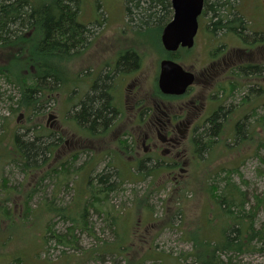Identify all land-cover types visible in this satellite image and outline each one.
<instances>
[{
  "label": "rangeland",
  "instance_id": "rangeland-1",
  "mask_svg": "<svg viewBox=\"0 0 264 264\" xmlns=\"http://www.w3.org/2000/svg\"><path fill=\"white\" fill-rule=\"evenodd\" d=\"M231 1L235 5L234 13L241 11L248 21H252L250 25L255 28V21L259 19L254 15L252 0ZM80 3V20L91 31L87 39L89 43L87 50L90 52L93 49L105 47L113 41L116 37L115 33L119 30L125 36V39L120 38L123 46L130 43L132 45L128 46L151 53L152 56H148V59H153L152 64H155V67L168 56V52L164 51L161 46L162 28L155 27V24L137 26L132 12L128 13V16L126 14L125 0H80ZM169 15L167 19L170 18ZM206 16H209V13ZM126 23L134 26H128ZM127 31L134 35L132 37L136 40L135 42L130 35L126 36ZM222 33L224 31L213 34L211 43L222 40ZM209 40L200 35L196 50L202 48ZM8 52L9 50L6 52L0 49V68L6 65V53ZM193 52L194 50H182L172 54V57L190 67L193 65ZM84 59V55H79L68 66L70 75L72 74V77L75 76L81 81L85 75L82 76L83 74L80 75V73L87 68ZM60 63L63 67H58L61 71L58 73L63 78L65 76L63 71L66 72V68L65 63ZM50 64L56 70L57 60H51ZM151 67L154 69L153 66ZM58 94H56L55 101H50L45 106V118L37 117L30 121L28 115L20 117L22 111H16L20 93L14 78L11 76V79H7L0 73V141H3L2 145L6 148V145L8 146L13 141V133H26L28 126L35 122L43 125L50 124L47 121L50 113H56L64 124L65 101ZM245 100L246 105L249 103L250 106L254 105L252 98ZM240 101L239 97L234 99L235 108H240ZM248 114H250L248 121L251 124L248 134L251 133V135L246 137L248 140L246 146L249 147L251 141L255 144L258 140L257 152L252 155L255 152L252 147L248 160L236 167L237 173L247 183L243 184L238 174L233 177L247 191L249 206L256 205V195L263 198L256 218V226L259 228L264 223V175L262 174L264 169V106L262 109L253 107ZM257 124L262 125L263 129H259ZM62 132L59 133L62 134ZM27 135L33 136V132ZM239 138L238 136L236 140L229 143L238 142ZM216 139H218L217 142L203 150L198 157L193 177L178 185L179 187L174 188L170 182L166 180L161 182L158 177L147 174L148 169L146 168H137L136 172H141V175L132 180L125 178L126 181L120 184L121 186L117 185V189L108 195L109 204L114 209H122L126 213L121 224H123L122 229L127 230L131 237L130 242L133 246L129 256L131 261L116 252L102 255L93 252L101 247L110 249L104 244L112 243L116 239L114 229L105 222L104 215L106 214L100 212L91 210L87 215L86 224L81 222L82 226L78 227V224L74 229L77 240L74 247L59 243L55 237L57 234H68L69 227H72L70 215L75 207L73 205L76 204L78 207L85 205L86 177L90 176V180L95 181L96 176L103 169L112 172V169L105 167L107 158L99 164L93 162L88 164L87 161L91 154H83L78 160L56 167L53 176L45 178L46 170L51 164L64 160L63 152H66L63 147L64 142L57 152L55 150L51 156L48 154L49 162L30 176L19 166L7 162L3 157L0 160V264H78L79 262L80 264H196L192 256L188 259L186 256L193 248V243L188 240L187 231L197 230L199 224L203 222V217L208 215L207 198L202 194L206 177L210 174L217 176V173L225 175L223 170L227 164L225 160L230 158V152L225 151L227 140L222 137ZM0 148V155L5 154L3 152L5 148ZM117 165L125 172L122 162L118 161ZM86 168L90 169V172ZM78 170L81 171L76 174ZM58 173L62 176L58 177ZM4 179L7 182V189L3 188ZM7 190L11 191L9 201L6 200ZM4 198L5 201L2 202ZM49 203L55 210L60 208L64 211L65 209L67 218L63 214L60 215L62 212L57 213L55 210L48 209ZM3 207L11 211L13 217L22 215L27 208L31 212L26 218L27 222L22 224L18 221L19 218H13L15 220L13 222L8 221L2 213ZM193 235H190L191 238ZM261 245L263 246L261 252L233 257V262L264 264V243ZM149 251L154 256L145 257Z\"/></svg>",
  "mask_w": 264,
  "mask_h": 264
},
{
  "label": "trees",
  "instance_id": "trees-1",
  "mask_svg": "<svg viewBox=\"0 0 264 264\" xmlns=\"http://www.w3.org/2000/svg\"><path fill=\"white\" fill-rule=\"evenodd\" d=\"M234 6L231 0L206 2L208 13L215 18L211 24L215 33L230 29L236 24L243 27V17L231 12V8ZM125 11L127 16L132 12L133 17L136 18L137 26L155 24V27L163 28L164 24L169 21L170 18L167 19V17L172 10L170 0H125ZM80 15V0L0 1V49L6 50V52L9 50L6 53V65L0 68V73L7 79H11L12 76L19 87L20 95L17 99L16 111H22L20 117L28 115L30 121L37 117L44 118L45 106L48 102L56 100L57 93L63 97L66 111L70 78H76L70 75L68 66L72 60L79 56V53H82V49L87 48V39L91 32L90 28L81 22ZM166 19L167 21L163 24ZM132 40L136 41L134 38ZM146 54L151 55L147 51ZM51 60L58 62L56 70L52 68ZM136 61V55L128 53L120 60L118 66L127 68L130 65H135ZM60 62L65 63L66 68V72L63 71L65 74L63 78L58 73L61 72L59 68L63 67ZM108 83L106 77L101 78L83 102L81 110L77 112L79 120L87 123L94 130L101 125L106 126L111 121L112 112L109 110L106 93ZM221 117H223L222 114L215 116L209 123V130L199 135V141H197L198 149L200 147L201 150L199 152L202 153L203 150L217 142ZM59 119L61 120V118ZM30 132H33V136L27 135ZM238 135L239 137L245 136L243 123L238 124ZM250 135L251 133L248 136ZM63 137L64 135L61 133H53L47 125L35 122L28 126L26 133H13V141L8 146L6 145V148L2 145L3 141H0V147L5 148L3 151L5 154L0 155V160L5 157L7 162L16 164L30 176L49 162L48 154H52L55 147L63 143ZM54 142L57 143L56 146ZM90 152L88 150V154ZM96 158L98 159L97 156L93 159L91 157L87 163H91ZM98 160L102 161L103 159L99 158ZM64 164L58 163L55 167L58 168ZM105 167L112 169V172L103 169L96 176L95 181L90 180V176L86 177L84 186L87 198L85 205L82 207L73 205L75 207L70 215L72 227H69L68 234H57L55 237L59 243L74 247L77 242L74 229L78 224V227H81V222L86 224L87 215L91 210L100 212L106 214L104 215L105 222L114 229L116 239L112 243L104 244L110 249L101 247L93 252L100 255L116 252L131 261L129 257L133 248L130 242L131 237L127 230L122 229L123 224H121L126 213L122 209H114L108 202V195L121 186L120 184L126 181L125 178L135 179L141 175V172L124 167L125 173L122 167H116L111 160ZM143 167L144 165L141 168ZM55 169L47 168L45 178L53 176ZM86 170L90 172V169L86 168ZM223 170L226 173L223 176L217 173V176L210 174L206 177L202 194L207 198L208 215L203 217V222L199 224L197 230L187 231L188 240L193 243V248L186 256L187 259L192 256L196 264H248L235 263L233 257L263 250L261 244L264 243V223L259 228L256 226L257 211L263 203V198L256 195V205L249 206L250 200L247 191L233 177L238 174V169L224 168ZM80 171L78 170L76 174H79ZM262 172L264 175V169ZM147 174H153V171L148 169ZM57 175L58 177L62 176L61 173ZM238 176L241 177L240 174ZM64 180L66 179L64 178ZM241 180L243 184L247 183L242 177ZM3 188L7 189L6 179L3 180ZM7 191L8 198L6 200L9 201L11 191ZM4 201L5 198L2 202ZM50 204H48L50 207L48 209L55 210L51 208ZM2 210L8 221L13 222L15 221L13 218H19L18 221L22 224L27 222L26 218L31 212L27 208L22 215L13 217V213L7 208L3 207ZM64 211L60 208L55 210L57 213L62 212L60 215L63 214L67 218V212ZM191 234H194L192 238ZM151 256H154L151 251L145 255V257Z\"/></svg>",
  "mask_w": 264,
  "mask_h": 264
},
{
  "label": "flooded vegetation",
  "instance_id": "flooded-vegetation-1",
  "mask_svg": "<svg viewBox=\"0 0 264 264\" xmlns=\"http://www.w3.org/2000/svg\"><path fill=\"white\" fill-rule=\"evenodd\" d=\"M208 1L211 0H205L198 33L191 48L194 50L193 65L185 66L193 74V83L181 94L162 91L158 82L159 65L155 67L152 64L153 59H148L151 55L145 50L128 46L132 45L130 43L123 46L120 38L125 39V36L119 30L105 47L92 52L87 48L81 50L79 55L85 56L87 68L80 75L85 77L83 81L77 77L70 78L64 124L54 112L47 117L48 128L55 134L63 131L65 135L63 147L66 152H63L64 160L58 163L67 165L78 160L80 155H87L90 150L92 159L95 156L107 158V162L111 160L113 164L120 161L127 168L144 165L143 168L153 171L151 176H157L161 182H170L174 188L179 187L193 177L201 154L197 144L199 135L207 132L210 121L220 114L223 117L217 135L227 140L225 151L230 152L225 168L244 164L252 147L255 151L252 155H255L258 140L255 144L251 141L248 147L246 137H249L251 125L248 111L264 106V0H252L254 15L259 19L255 21V28L250 25L252 21L239 11L237 14L244 19L243 27L236 24L224 30L223 39L215 43H211L215 34L211 24L215 18L210 14L206 16ZM234 7L231 12L235 11ZM169 16L173 17V10ZM128 35L134 36L130 31L126 32ZM200 35L210 40L196 50ZM128 53L136 55V64L120 68V60ZM168 53L162 60H175L173 52ZM103 77L109 81L106 93L112 117L106 126L101 125L94 130L79 120L77 112ZM237 97L241 98L239 109L233 105ZM247 98H252L254 105H246ZM241 123L244 124L245 136H240L238 142L229 143L239 136L238 124ZM258 126L263 129L262 125ZM60 146L55 147L52 154ZM98 159L92 162L99 164L101 161ZM58 163L48 168L54 170Z\"/></svg>",
  "mask_w": 264,
  "mask_h": 264
},
{
  "label": "water",
  "instance_id": "water-1",
  "mask_svg": "<svg viewBox=\"0 0 264 264\" xmlns=\"http://www.w3.org/2000/svg\"><path fill=\"white\" fill-rule=\"evenodd\" d=\"M170 2L173 17L163 29L162 44L170 52L177 51L179 47L192 48L205 0H170ZM158 82L163 92L181 94L193 83V74L178 62L164 59L160 64Z\"/></svg>",
  "mask_w": 264,
  "mask_h": 264
}]
</instances>
